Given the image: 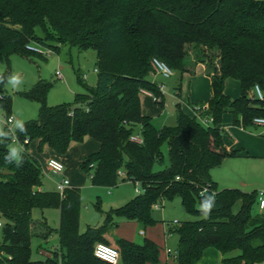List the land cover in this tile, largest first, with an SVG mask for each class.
I'll return each instance as SVG.
<instances>
[{"label": "trees", "instance_id": "obj_1", "mask_svg": "<svg viewBox=\"0 0 264 264\" xmlns=\"http://www.w3.org/2000/svg\"><path fill=\"white\" fill-rule=\"evenodd\" d=\"M36 28L41 38L35 35ZM31 43L53 53L61 47L94 50L95 83L76 94L71 105L53 107L44 103L49 85L36 83L23 96L39 104L37 119L21 123L14 131L15 141L26 147L37 140L38 147L63 155L70 142L88 137L98 148L83 158L79 170L90 186L112 189L129 182L137 192L105 214L100 226L79 233L78 190L68 188L62 197L39 191L38 162L24 151L13 160L4 125L0 264H105L92 256L97 243L113 247L118 264H156L159 249L152 241L109 242L104 236L117 227L114 218L142 227L154 225L152 208L174 198L194 218L167 227L176 238V264H194L208 248L217 252L219 264H264V216L253 212L256 193L217 190L209 176L224 159L240 154L223 146L222 115L228 112L232 124L241 129H256L253 120L264 119V0H0V55L5 60L10 55L27 58L33 54L28 49ZM189 48L200 55L197 63L209 79L205 108L210 124L202 126L175 105L174 126L157 130L142 115L139 103L145 92L162 106L158 85L149 78V62L156 59L183 74ZM6 78L0 74V110L7 119L10 99L2 92ZM225 79L238 83L237 98L224 95ZM77 82L81 84L82 78ZM254 86L261 100L254 96ZM136 127L139 145L128 140ZM162 145L168 165L154 171L162 161ZM235 204L238 208L232 213ZM33 209L58 210L57 251L49 259H30L31 238L45 239L52 232L44 222L30 219Z\"/></svg>", "mask_w": 264, "mask_h": 264}, {"label": "rangeland", "instance_id": "obj_2", "mask_svg": "<svg viewBox=\"0 0 264 264\" xmlns=\"http://www.w3.org/2000/svg\"><path fill=\"white\" fill-rule=\"evenodd\" d=\"M35 35L42 37L38 28L35 29ZM31 46L36 47L37 44L31 43ZM49 48V47H47ZM96 59V52L94 50L78 51L75 48L61 47L58 52L49 56H39L36 54L28 55L27 58L17 55H10L7 60L0 55V74H6V82L3 86L2 92L10 99V113L11 123L6 124V117L2 110H0V140L3 135V128L6 125L9 135V142L7 149L9 150L13 160L17 161L20 154H28L35 159L41 169L42 178L41 185L46 192H54L55 178L50 176L46 169V161L49 159V149L46 146L38 147L37 140L30 141L26 147H22L14 140L15 129L24 122L36 120L39 111V104L36 101L29 100L23 96L36 83L42 82L49 85L45 95L44 103L47 107L57 105H71L76 94L83 93L86 89L94 87L95 73L94 63ZM201 59L200 55L195 49L189 48L183 64L197 63ZM216 60L213 59V62ZM59 74V78L56 76ZM77 77L82 78L81 84L77 82ZM150 80L156 85L161 86L162 106L158 107L154 104L153 99L140 100V110L144 115L150 118L151 125L159 130L162 127L174 126V117L176 113L175 103H180L179 110L188 117H193L191 106L188 103L196 99L204 101L207 96V85L201 70L196 66L194 74L191 76L187 74H180L171 71V76L163 79L156 76L155 73L150 74ZM225 93L228 95H238V87L236 81L233 79H225ZM178 90V97L175 96ZM146 100V101H145ZM145 104V105H144ZM195 107H200L195 105ZM198 112H196L197 115ZM229 114V113H224ZM223 114V115H224ZM204 115V116H203ZM219 126H223L222 119ZM208 116V115H207ZM201 118H207L204 112ZM209 118V117H208ZM136 127L135 132H137ZM256 130V129H255ZM139 131V130H138ZM249 131V130H248ZM257 135V132H252ZM240 143L247 145L240 146L239 149H246L250 153H261V144L255 145V141L249 143ZM260 143V142H259ZM98 148L97 143L85 137L81 142H70L63 155H56L52 158L58 160L63 167V176L67 179L68 188L77 189L79 192V210H78V232H84L86 227H98L103 223L105 214L110 210H115L134 197L133 185L130 183L119 184L116 188L104 189L90 186L88 177L79 170V165L82 159L95 152ZM237 150V148L235 149ZM242 152L241 150H237ZM244 152V151H243ZM162 161L161 164L153 167L154 171H159L167 167V150L166 146L161 147ZM244 167H240L243 178H254L264 182V164L258 163L255 160L241 161ZM72 185V186H71ZM71 186V187H70ZM264 186V183H263ZM228 189H239L238 186H230ZM237 204L232 207V213L237 211ZM256 213V209H253ZM264 216V210L261 211ZM151 218L154 220V225L142 227L140 225H130L120 218H114L113 221L117 227L112 233L106 234L105 237L111 242L115 239H123L126 241H136L140 243L142 239L153 241L159 248V254L156 264H163L165 261V252L163 248H168L173 251L175 246V236L167 237L164 233L167 227H174L175 224L171 221H190L194 220L189 215H186L179 203L178 198L172 199L170 202H163L161 208H152ZM30 219L37 223L44 222L49 228L54 229L57 226L58 211L56 209H46L40 211L33 209L30 212ZM163 222V223H162ZM34 232V231H33ZM143 232V235H139ZM132 240V241H131ZM50 242H52L50 240ZM1 243V230H0ZM41 241L33 236L30 240V259L33 261L41 260L42 258L37 254V249ZM135 243V242H133ZM46 251V252H45ZM42 255L45 258H51L52 253L45 250ZM166 264L172 261L166 259Z\"/></svg>", "mask_w": 264, "mask_h": 264}, {"label": "crops", "instance_id": "obj_3", "mask_svg": "<svg viewBox=\"0 0 264 264\" xmlns=\"http://www.w3.org/2000/svg\"><path fill=\"white\" fill-rule=\"evenodd\" d=\"M196 66L201 70L202 75L205 78L208 92H207L206 99L204 101L196 99L195 101L188 103V105L190 107V105L193 106V105H199L200 104L201 106L206 107V102L210 97V89H209V79L205 76V73H204V66L200 63H195V64L192 63L191 65L189 63L184 64V68L186 71L184 74H187L189 76H191V74L193 75L194 69ZM225 85L226 84H225V80H224V82H223V93H224V95H226L230 99L237 98L238 95H237V97H234V95H228L225 93V88H226ZM237 87H238V83H237ZM177 92H178V90H176L175 96L178 97ZM238 94H239V89H238ZM141 98L149 99L151 97L147 94H140L139 103H140ZM178 104L180 105V103L177 101L175 103V105H178ZM202 113H201V115H202ZM226 113H228V112H226ZM204 114L207 117L206 111H204ZM142 115H144V113H142ZM145 116H147V115H145ZM173 117H174V121H175L174 114H173ZM222 120L223 121L221 124L223 126L220 125L219 128H220L221 133H222V143H223L224 148L227 151L241 150L242 152H240L238 157L224 159L219 166L211 169L209 172L210 180L215 184L217 190L228 189V188H230V186L236 185L239 187V189L244 190V191H242V190H239V191H242L245 193L255 192L257 194L258 192H262L264 194V186H263L264 182H261L260 180L254 179V178H251V179L243 178L242 174L244 172L241 171V169H240V167L241 166L244 167V164H245V163L243 164L241 161H247L250 159L258 161V163L264 164V151L262 150L261 153H250L252 155H249V152L247 150L248 149L247 145H244V144L240 143V141H239V139H241L245 143L255 141V145L259 146V144H261L262 149H264V138L261 137L262 132H264V128L258 127V128H256V130L255 129H241V128L234 126L232 124V119H231L230 114H224ZM137 132H138V130H137ZM252 132H257V135L252 133ZM240 146L246 147L247 148L246 151L243 150L242 148L239 149ZM236 148H237V150H235ZM49 153H50V154H48L50 156L49 158H52L51 156L56 157V155L54 153H52L50 150H49ZM124 183H129V182H124ZM120 184H122V183H120ZM71 189H74V188L71 187ZM38 190L42 191V192H46L43 190L42 185H40V188ZM134 190H137V188L133 187V191ZM134 194H136V193L134 192ZM255 209H256L257 214H262L261 211L264 210V208L262 210H258L256 207H255ZM42 211H44V210H42ZM174 222L178 223V221H171V223H174ZM181 222H183V221H181ZM57 223H58V220H57ZM127 223L130 225H137V224L132 223V222H127ZM56 228H57V226H56ZM56 228H54V229L50 228L52 230V232L45 239L42 237L35 236L36 238H38L41 241L40 246L37 249V251L39 250L37 252V254L42 259H44L45 257L42 255V253L40 254V252L47 250V252L49 251L50 253H54L57 251L56 235L54 233V230ZM114 229L110 230L109 233H112ZM166 230H167V228L165 229L164 233L167 235V237H170L171 234H168ZM139 235H143V232H139ZM105 239L107 241H109L106 237H105ZM50 240L52 242H50ZM133 242L136 243V241H133ZM175 243H176V238H175ZM158 249L160 251L159 247H158ZM163 251L165 252V261L167 259L169 261H172L170 264H176L174 261V258H173L175 246H174L173 251H171L170 249L165 248V247L163 248ZM166 251H168L169 253H167ZM165 261L163 264H166ZM194 264H219V255L213 249H210V248L205 249L202 252L200 258Z\"/></svg>", "mask_w": 264, "mask_h": 264}, {"label": "built area", "instance_id": "obj_4", "mask_svg": "<svg viewBox=\"0 0 264 264\" xmlns=\"http://www.w3.org/2000/svg\"><path fill=\"white\" fill-rule=\"evenodd\" d=\"M28 49L39 56H49L51 54H53V51L50 48L47 47H43L40 45H37L36 47L33 46H29ZM150 65V69L152 73H155L156 76H160L163 79H167L171 76V70L162 62L156 60V59H151L149 62ZM95 73V71H94ZM56 76L59 78V74L56 73ZM158 90L161 92V86L158 85ZM141 94H147L145 92H141ZM253 94L256 97V99L261 100V94L260 91L258 90V88L256 86L253 87ZM152 99L153 102L155 101V98L152 97L151 95H149ZM192 112H193V117L196 119V121H198L202 126H208L210 124V118H201V113L206 111V108L203 106L200 107H192L191 108ZM196 112L197 115H196ZM11 118L8 117L6 119V124H10L11 123ZM253 124L257 127H261L264 128V119H255L253 120ZM15 140V138H14ZM128 140L132 143L135 144H141V138L139 136V131L135 132L133 134H131L128 138ZM26 140L23 141L24 144H26ZM46 169L47 172L49 173L50 176L55 178V182H54V192L59 196L62 197L63 192L68 189L69 183L67 181V179L63 176V167L62 164L54 159V158H49L46 161ZM118 175L121 176L122 173L118 172ZM134 192L136 193L137 190H134ZM157 208V207H154ZM256 208L258 210H262L264 208V194L262 192H258L256 194ZM2 225L0 223V229H1ZM167 253H169L168 251H166ZM92 256L105 263V264H118V253L117 251L109 246L106 245L104 243H97L93 246L92 248ZM174 257V255H173Z\"/></svg>", "mask_w": 264, "mask_h": 264}]
</instances>
